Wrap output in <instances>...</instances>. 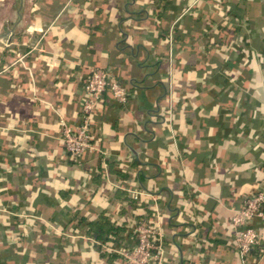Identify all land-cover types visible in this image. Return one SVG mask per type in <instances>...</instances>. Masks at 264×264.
Segmentation results:
<instances>
[{
  "label": "crops",
  "instance_id": "crops-1",
  "mask_svg": "<svg viewBox=\"0 0 264 264\" xmlns=\"http://www.w3.org/2000/svg\"><path fill=\"white\" fill-rule=\"evenodd\" d=\"M89 66L127 95L76 158ZM260 182L264 0H0V264H124L143 217L160 264H241L230 216ZM101 215L118 240L86 232Z\"/></svg>",
  "mask_w": 264,
  "mask_h": 264
},
{
  "label": "built area",
  "instance_id": "built-area-1",
  "mask_svg": "<svg viewBox=\"0 0 264 264\" xmlns=\"http://www.w3.org/2000/svg\"><path fill=\"white\" fill-rule=\"evenodd\" d=\"M83 90L85 98L81 106L80 122L75 125L64 124L60 136L64 150L76 158L92 149L89 123L97 100L107 91L115 103L123 104L127 95L125 87L99 66L88 67ZM254 218H264L263 182L255 186L252 193L230 216L232 237L241 264L247 263L252 250L257 249L264 253V237L252 224ZM133 234V246H121L116 249L124 264H160L164 253L160 234L146 217L136 223Z\"/></svg>",
  "mask_w": 264,
  "mask_h": 264
},
{
  "label": "trees",
  "instance_id": "trees-1",
  "mask_svg": "<svg viewBox=\"0 0 264 264\" xmlns=\"http://www.w3.org/2000/svg\"><path fill=\"white\" fill-rule=\"evenodd\" d=\"M87 233L90 234L96 241L101 244L107 242H113L119 239L118 230L114 229V223L109 221L107 217L101 215L98 219L86 223ZM101 252V251H100ZM255 251L252 250L251 254ZM103 255V252L100 253Z\"/></svg>",
  "mask_w": 264,
  "mask_h": 264
}]
</instances>
